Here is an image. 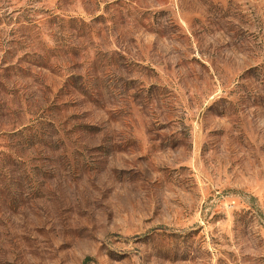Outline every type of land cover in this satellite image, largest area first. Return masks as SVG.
Segmentation results:
<instances>
[{
	"label": "rangeland",
	"instance_id": "374dc122",
	"mask_svg": "<svg viewBox=\"0 0 264 264\" xmlns=\"http://www.w3.org/2000/svg\"><path fill=\"white\" fill-rule=\"evenodd\" d=\"M0 264H264V0H0Z\"/></svg>",
	"mask_w": 264,
	"mask_h": 264
}]
</instances>
